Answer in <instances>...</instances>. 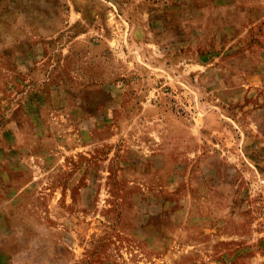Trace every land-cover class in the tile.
Masks as SVG:
<instances>
[{"label":"rangeland","instance_id":"1","mask_svg":"<svg viewBox=\"0 0 264 264\" xmlns=\"http://www.w3.org/2000/svg\"><path fill=\"white\" fill-rule=\"evenodd\" d=\"M0 264H264V0H0Z\"/></svg>","mask_w":264,"mask_h":264}]
</instances>
